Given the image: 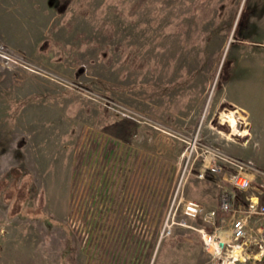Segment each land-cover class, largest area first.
<instances>
[{
  "label": "rangeland",
  "instance_id": "obj_1",
  "mask_svg": "<svg viewBox=\"0 0 264 264\" xmlns=\"http://www.w3.org/2000/svg\"><path fill=\"white\" fill-rule=\"evenodd\" d=\"M230 158L264 205V0H0V264H204Z\"/></svg>",
  "mask_w": 264,
  "mask_h": 264
},
{
  "label": "built area",
  "instance_id": "obj_2",
  "mask_svg": "<svg viewBox=\"0 0 264 264\" xmlns=\"http://www.w3.org/2000/svg\"><path fill=\"white\" fill-rule=\"evenodd\" d=\"M226 162L231 167L228 177L231 189H221L217 208L206 209L196 201L186 200L182 202L181 213L185 217L203 220L196 231L207 255L204 264H264V205L258 202L257 196H249L242 202L235 199L232 189L250 190L252 175L245 170L243 163L232 158ZM204 171L215 174L221 171V166L215 163L206 165L205 170L198 173V178L204 177ZM174 224L172 218L170 221L167 218L166 234Z\"/></svg>",
  "mask_w": 264,
  "mask_h": 264
},
{
  "label": "bare ground",
  "instance_id": "obj_3",
  "mask_svg": "<svg viewBox=\"0 0 264 264\" xmlns=\"http://www.w3.org/2000/svg\"><path fill=\"white\" fill-rule=\"evenodd\" d=\"M203 16V15H202ZM236 124V123H235Z\"/></svg>",
  "mask_w": 264,
  "mask_h": 264
}]
</instances>
